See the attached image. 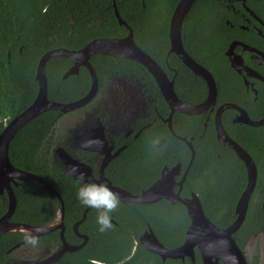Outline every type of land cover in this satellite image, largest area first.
Listing matches in <instances>:
<instances>
[{
  "label": "flooded vegetation",
  "instance_id": "obj_1",
  "mask_svg": "<svg viewBox=\"0 0 264 264\" xmlns=\"http://www.w3.org/2000/svg\"><path fill=\"white\" fill-rule=\"evenodd\" d=\"M179 1L46 0L43 11L48 10L51 15L50 23H46L51 33L43 36H48L54 43L48 50L76 51L96 39H126L130 35L134 44L163 71L167 80L165 90L169 91V87L173 90L181 102V111L172 109L174 102L160 92L152 75L140 63L93 53L88 61L96 77L95 94L85 104L66 113L57 111L58 117L36 158L47 165L51 174L78 181L74 185L73 201L78 200L81 183L104 184L137 196L162 179L163 188H169L166 190L171 196L181 199L196 196L209 221L205 205L212 201L200 195L202 178L199 172H211L213 178L217 173V179L229 183L237 178L238 170V175L241 173L238 180L242 184L232 205L233 218L224 226L211 221L224 228L237 216L235 205L248 178L244 162L223 143L221 134L218 135L221 128L255 165V180L245 216L232 237L246 263L259 264V256L264 258V120L258 125L244 120L258 122L264 119V0H193L181 21L173 23L172 16ZM153 17L160 20L152 21ZM62 35L64 45H59ZM177 40L185 54L202 66L209 78L212 77L215 86L212 102L207 100V81L192 71L180 57L178 47L172 46ZM65 58L69 64L62 75L74 65L73 58ZM95 58H98L97 68L92 64ZM71 77L73 79L69 80L73 83L83 84V95L62 103L80 99L91 88V75L85 66L79 65L75 73L63 79ZM82 78L88 80L87 85ZM201 104L203 107L199 106ZM230 104L233 106L222 107ZM62 115H68V118L62 125L63 131L58 132L55 126ZM11 119L2 120L0 131ZM201 151L205 155L199 166L196 155ZM109 155L111 158L101 167ZM71 168H76L88 180L79 181L66 175L64 171ZM20 182L10 184L14 196V187ZM51 186L62 203L56 194L49 195L43 189L48 195L46 202L53 211L47 221L59 226L31 237L37 240L35 245L27 242V233L15 231L20 237L12 245H0V264H44L42 261L57 252L63 241L69 247L77 248L64 251L46 264H203L196 245L188 254L163 257L141 243V237L147 239L149 232L165 248H175L184 242L191 219L181 201L170 202L161 197L152 202L133 204L120 200L116 212L123 210L124 214H111L115 230L101 233L94 208L81 203L79 217L67 216L61 194ZM16 201L15 196L14 210ZM7 206L8 193L3 188L0 190V217L7 211ZM85 209L84 218L78 222ZM12 214L9 221L18 222L11 218ZM86 217L90 221L80 227ZM160 229L172 240L171 245L159 239ZM7 232L14 231L3 232L0 236ZM215 264L223 262L218 259Z\"/></svg>",
  "mask_w": 264,
  "mask_h": 264
},
{
  "label": "trees",
  "instance_id": "obj_2",
  "mask_svg": "<svg viewBox=\"0 0 264 264\" xmlns=\"http://www.w3.org/2000/svg\"><path fill=\"white\" fill-rule=\"evenodd\" d=\"M47 2L46 0H0V123L3 119L9 120L17 115L36 94L37 83L34 73L38 57L45 50L54 47L53 40L43 36L44 33H51L46 26V23H50L51 15L48 10L43 11V5ZM122 14L127 17L126 13L122 12ZM159 20V17L152 18V21ZM63 37L60 36L59 45H64ZM95 59L92 64L97 68L98 58ZM68 64L65 57H52L46 62L44 71L47 79V97L50 100L67 102L83 95V84L69 80L73 77L66 79L61 77ZM139 68L147 75L143 67L139 65ZM82 73L83 71L80 72ZM148 79L150 80V77ZM87 83L88 80L85 85ZM57 117V111L48 110L26 123L11 139L8 157L14 166L40 175L49 181L63 198L65 214L77 218L82 204L79 200L73 201L71 197L74 185L78 181L64 175L59 177L51 174L47 165L37 161L36 158ZM204 155L202 151L201 154L197 152L196 159L199 160V166ZM208 157L209 154L206 155V159ZM235 162L236 167L239 166L238 161ZM199 173L202 178L200 195L203 199L212 201V204L205 205L207 216L219 226L228 224L233 218L232 205L241 188L242 182L238 180L241 173L238 175L237 170V178L229 183L217 179L219 175L217 173L214 178L211 172ZM14 193L17 200L11 217L14 221L27 224L48 222L53 211L51 205L46 202L48 195L42 188L21 181L14 187ZM230 198L231 202L227 201ZM118 214H124L123 210L116 212V215ZM89 221L86 217L80 227ZM119 222L121 223L122 220L120 219ZM113 229L115 230L114 227L109 230ZM122 229L125 230L126 227L123 226ZM19 237V232L4 233L0 236V245L9 247ZM158 237L166 245H171L172 240L162 229L158 232Z\"/></svg>",
  "mask_w": 264,
  "mask_h": 264
},
{
  "label": "water",
  "instance_id": "obj_3",
  "mask_svg": "<svg viewBox=\"0 0 264 264\" xmlns=\"http://www.w3.org/2000/svg\"><path fill=\"white\" fill-rule=\"evenodd\" d=\"M192 1L193 0H180L178 2L172 16L173 23L181 21L184 12L187 10ZM179 44L180 43L177 40V44L173 42L172 46H177L179 49V55L185 62V64L192 71L203 76V78L207 81L209 86L207 100L212 102L215 97V86L212 77L210 76L209 78L208 72L204 68H202V66L198 65L194 60L189 58L182 50L181 46H179ZM98 52L133 59L143 65L154 78L160 92L174 102V106H172V109L181 111V108L179 107L181 102L176 98L173 90L170 87L169 91L165 90L167 80L163 71L146 53H144L139 47L134 44L130 35H128L126 39H96L84 44L79 50L76 51L63 48H55L44 52L39 57L35 68L34 77L37 83V92L34 99L24 110H22L8 123H6L3 129L0 131V190L5 188L8 193L7 211L3 216L0 217V234L6 231H23L27 233L26 239H28L33 236L49 232L59 226L55 225L52 221L38 225L9 221V217L15 207V196L13 194V191L11 190V182L16 183L17 180L30 182L44 189L49 195L56 194L59 197L61 203L62 200L49 182L33 173L14 167L8 157V146L9 142L16 134V132L24 124H26L28 121H30L40 113L48 110H56L60 113H66L76 107H79L80 105L85 104L93 97V95L95 94L96 77L94 70L88 61V58L91 54ZM56 55L74 59V65L68 68V70L63 73L62 78L67 77L69 74L75 73L79 65L85 66V68L88 69L91 75V88L84 96L76 101L62 103L49 100L47 97V79L44 72V66L50 57ZM199 106L203 107V104ZM224 106L233 105H223L222 107ZM263 120L264 119L258 122H251L250 120L245 119L244 121L253 125H258ZM219 129L218 135L221 134L223 143L231 147L236 155L244 162L247 169L248 178L247 185L235 205V213L237 214V216L235 220L228 226L219 228L211 221H209L205 217L202 206L196 196H192V198L190 199H181L178 196H171L170 194H168V190L166 189L169 188H163L162 179L154 182L151 186L143 190L142 193L137 196L130 195L120 188H109L113 192H115L118 195L119 199L123 202H130L133 204L147 203L164 197L170 202L181 201L185 205L191 222L186 231L184 242L180 246L175 248H165L154 236V234L152 232H149L147 239L142 240L141 237V243L144 244L150 251L158 253L163 257H178L190 253L193 246L196 245L201 254L203 264H215L218 259H221L223 264H247L245 257L235 243L232 234L239 228V226L243 222L245 210L247 208L248 196L255 180V165L250 156L233 140L227 138L221 128ZM116 153L117 152H115L114 154ZM111 156L112 155H109V157H107L103 161L101 167L109 160V158H111ZM64 173L74 178H78L80 174V172L78 173L76 171V168L68 169L64 171ZM87 180L88 179L84 178L83 181ZM61 210L63 211L62 206ZM86 210L87 209L83 211L82 216L78 222H80L84 218ZM75 248L77 247H69L63 241L61 248L58 249L57 252L51 254L42 262L44 264L52 262L56 260V258L64 251L74 250ZM212 258H214V260Z\"/></svg>",
  "mask_w": 264,
  "mask_h": 264
},
{
  "label": "clouds",
  "instance_id": "obj_4",
  "mask_svg": "<svg viewBox=\"0 0 264 264\" xmlns=\"http://www.w3.org/2000/svg\"><path fill=\"white\" fill-rule=\"evenodd\" d=\"M79 181L84 180V174L80 173ZM77 199L86 207L94 208L97 212L96 223L98 231L103 233L113 228L111 214L116 212L120 199L118 195L104 184L81 183L77 191ZM29 244L35 245V238H28Z\"/></svg>",
  "mask_w": 264,
  "mask_h": 264
},
{
  "label": "rangeland",
  "instance_id": "obj_5",
  "mask_svg": "<svg viewBox=\"0 0 264 264\" xmlns=\"http://www.w3.org/2000/svg\"><path fill=\"white\" fill-rule=\"evenodd\" d=\"M67 118H68V115H62V116L59 117V119L57 120L56 126H55V130L56 131H58V132H60V131L62 132L63 131L62 125L67 120ZM247 261L250 262L249 259H247ZM258 262H259V264H264V258L261 259V255L258 258Z\"/></svg>",
  "mask_w": 264,
  "mask_h": 264
}]
</instances>
